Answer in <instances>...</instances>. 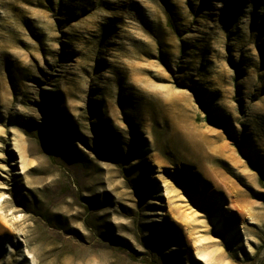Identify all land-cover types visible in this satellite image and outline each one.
Segmentation results:
<instances>
[{"label": "rangeland", "instance_id": "rangeland-1", "mask_svg": "<svg viewBox=\"0 0 264 264\" xmlns=\"http://www.w3.org/2000/svg\"><path fill=\"white\" fill-rule=\"evenodd\" d=\"M0 264H264V0H0Z\"/></svg>", "mask_w": 264, "mask_h": 264}, {"label": "trees", "instance_id": "trees-1", "mask_svg": "<svg viewBox=\"0 0 264 264\" xmlns=\"http://www.w3.org/2000/svg\"><path fill=\"white\" fill-rule=\"evenodd\" d=\"M169 24V23H168ZM170 26V25H169Z\"/></svg>", "mask_w": 264, "mask_h": 264}]
</instances>
